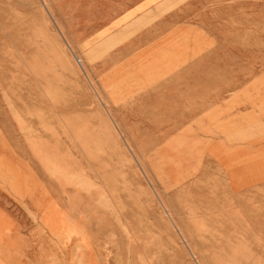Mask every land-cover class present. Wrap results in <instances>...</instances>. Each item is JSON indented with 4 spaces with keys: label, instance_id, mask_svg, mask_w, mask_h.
<instances>
[{
    "label": "rangeland",
    "instance_id": "1",
    "mask_svg": "<svg viewBox=\"0 0 264 264\" xmlns=\"http://www.w3.org/2000/svg\"><path fill=\"white\" fill-rule=\"evenodd\" d=\"M179 231L264 264V0H0V264H196Z\"/></svg>",
    "mask_w": 264,
    "mask_h": 264
},
{
    "label": "crops",
    "instance_id": "2",
    "mask_svg": "<svg viewBox=\"0 0 264 264\" xmlns=\"http://www.w3.org/2000/svg\"><path fill=\"white\" fill-rule=\"evenodd\" d=\"M222 110L223 111L214 112L213 114L208 115V119H210L211 123H213L215 131H217L218 125L221 124L225 126L222 131H217L218 135L231 141L234 146L241 145L243 125L244 127L249 126L252 128V131L249 134V145L255 144L257 140L258 128V124L256 123L257 121L252 120L255 114L248 112L247 114L250 115H243L240 107L237 106L232 108L229 107L228 109H225L226 111L224 109Z\"/></svg>",
    "mask_w": 264,
    "mask_h": 264
},
{
    "label": "bare ground",
    "instance_id": "3",
    "mask_svg": "<svg viewBox=\"0 0 264 264\" xmlns=\"http://www.w3.org/2000/svg\"><path fill=\"white\" fill-rule=\"evenodd\" d=\"M75 57V56H74ZM76 58L77 59H79V61H80V63H81V66H80V63L79 62H77V64L79 65V67L81 68V69H83L84 67H83V61H82V59H80L79 57H77L76 56ZM75 58V59H76ZM77 61V60H76ZM155 74H157V73H155ZM167 75V74H166ZM165 75V76H166ZM169 76V75H168ZM167 76V77H168ZM172 79V78H171ZM170 79V80H171ZM167 80V79H166ZM162 81V80H161ZM156 83V82H155ZM154 83V84H155ZM164 85V84H163ZM157 88H158V86H157ZM156 88V89H157ZM167 88V87H166ZM166 90V89H165ZM164 92V91H163ZM160 95V94H159ZM102 101V100H101ZM170 105V104H169ZM168 106V105H167ZM105 109H106V111H107V113L109 114V116L111 117V114L109 113V111H108V109H107V106H105ZM160 109H161V107H160ZM168 111V110H167ZM174 113V112H173ZM172 113V114H173ZM176 114H177V112H176ZM94 115V114H93ZM179 115H182V114H179ZM174 116V115H173ZM185 116V115H184ZM105 118V117H104ZM112 118V117H111ZM181 118V117H180ZM99 119V118H98ZM112 121L111 122H113V124L114 125H116L115 123H114V121H113V119H111ZM172 120V119H171ZM182 120V119H181ZM167 121V120H166ZM173 121V120H172ZM102 122H103V120H102ZM163 122V121H162ZM183 122V121H182ZM165 123V122H164ZM163 123V124H164ZM183 123H185V122H183ZM162 124V123H161ZM113 125V126H114ZM165 125V124H164ZM173 125H175V124H173ZM177 125V124H176ZM106 126V125H105ZM167 126V125H166ZM185 126V125H184ZM108 127V126H107ZM113 128V127H112ZM166 128V127H165ZM164 128V129H165ZM168 128V127H167ZM109 129V128H108ZM114 129V128H113ZM110 130V129H109ZM108 131V130H107ZM173 131V130H172ZM179 131V130H178ZM110 134H111V132H109ZM117 133V132H116ZM100 134V133H99ZM101 134H102V132H101ZM108 135V134H107ZM110 135H108V137H109ZM154 144V143H153ZM170 144H172L171 145V147L172 146H174V145H176L177 146V143H175L174 145H173V141H172V143H170ZM151 145V144H150ZM126 146H127V148L130 150V147L128 146V143H126ZM152 146H154V145H152ZM155 147V146H154ZM170 147V146H169ZM157 148V147H156ZM218 148V147H217ZM215 149V150H217L218 151V149ZM111 149V148H110ZM154 150V149H153ZM214 156H217V152H214ZM138 159V158H137ZM137 159H136V162H137V165H138V167L141 169V171H142V173L144 174V176H145V178L147 179V181H148V183L150 184V186L152 187V189H153V191H154V193H155V195H156V197H157V199L160 201V203L162 204V206L164 207V209L167 211V209L165 208V206H164V204H163V201H162V199H161V197H160V195L157 193V191H155V189H154V187H153V184H152V182L150 181V179L148 178V176L145 174V171H144V169H143V167H142V165H141V163H142V161H141V163L139 162V161H137ZM139 160V159H138ZM144 161V160H143ZM151 162H152V160H150ZM144 164H146V163H144ZM145 166V165H144ZM216 166H218V165H216ZM220 167V166H219ZM197 169H193V171H196ZM198 175V174H197ZM150 177V176H149ZM251 178V177H250ZM233 182H234V184L235 185H237V184H239V182L241 183V180H236V179H234L233 180ZM244 183H246V182H244ZM163 185V184H162ZM217 189V188H216ZM157 190V189H156ZM213 191V190H212ZM213 194H214V192H213ZM167 216L169 217L168 219L169 220H171L172 221V223H173V225L175 226V228L177 229V231L179 230L178 229V227H177V225H176V223L174 222V220H173V218H172V216H171V214L167 211ZM171 223V224H172ZM64 227V226H63ZM63 230V229H62ZM176 231V232H177ZM179 235H180V239H182V242H184V244L186 245V247H187V249H188V251L190 252V254H191V256H192V259L196 262V258H195V255H194V253H193V251L191 250V248L189 247V245L187 244V242H186V240H185V237L182 235V233L179 231ZM178 238H179V236H178ZM1 241V240H0ZM3 242V241H2ZM1 242V243H2ZM238 242V241H237ZM178 246V245H177ZM179 246H180V244H179ZM264 246V245H263ZM2 248V247H1ZM186 249V250H187ZM234 249H235V247H234ZM4 250V249H3ZM236 250H238V249H236ZM235 250V251H236ZM187 251V252H188ZM6 252V251H5ZM17 252V251H16ZM2 255V254H1ZM82 257V256H81ZM83 257H84V255H83ZM192 259H190V260H192ZM212 260V259H211ZM216 262V261H215ZM194 263V262H193ZM196 264H199L198 262H196ZM217 264V263H216Z\"/></svg>",
    "mask_w": 264,
    "mask_h": 264
}]
</instances>
